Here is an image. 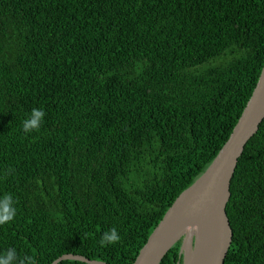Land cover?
I'll return each mask as SVG.
<instances>
[{"label":"trees","instance_id":"obj_1","mask_svg":"<svg viewBox=\"0 0 264 264\" xmlns=\"http://www.w3.org/2000/svg\"><path fill=\"white\" fill-rule=\"evenodd\" d=\"M263 66L264 0H0V197L17 208L0 254L134 264L225 146ZM34 108L46 116L25 135ZM227 216L225 264H264V121ZM113 227L121 241L102 247ZM183 242L161 264H182Z\"/></svg>","mask_w":264,"mask_h":264},{"label":"water","instance_id":"obj_2","mask_svg":"<svg viewBox=\"0 0 264 264\" xmlns=\"http://www.w3.org/2000/svg\"><path fill=\"white\" fill-rule=\"evenodd\" d=\"M263 121L264 74L261 73L253 95L225 146L208 170L175 201L134 264H161L182 238V264H225L233 240L227 216L231 182L247 143L258 133ZM188 232L191 242L188 247L195 251L191 259L187 258L184 249ZM70 260L106 264L75 255H64L53 264Z\"/></svg>","mask_w":264,"mask_h":264},{"label":"clouds","instance_id":"obj_3","mask_svg":"<svg viewBox=\"0 0 264 264\" xmlns=\"http://www.w3.org/2000/svg\"><path fill=\"white\" fill-rule=\"evenodd\" d=\"M264 74V69H261ZM46 112L42 108H34L23 120L22 129L25 135L38 131L45 119ZM16 201L11 194L0 197V225L12 222L17 215ZM121 241V236L117 228L113 227L105 231L99 240L102 247L116 245ZM0 264H37L35 257L25 255L18 257L15 249L9 248L5 253L0 254Z\"/></svg>","mask_w":264,"mask_h":264},{"label":"bare ground","instance_id":"obj_4","mask_svg":"<svg viewBox=\"0 0 264 264\" xmlns=\"http://www.w3.org/2000/svg\"><path fill=\"white\" fill-rule=\"evenodd\" d=\"M189 233H190V232H188V233L186 234L187 237H186V241H185V244H184V249H185V251L187 252V258H188V259H191L192 256L194 255L195 251H194V249H191V248L188 247V244L191 245L190 237H189ZM192 248H193V247H192Z\"/></svg>","mask_w":264,"mask_h":264}]
</instances>
